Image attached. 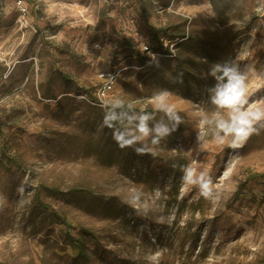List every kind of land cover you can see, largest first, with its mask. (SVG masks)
I'll return each mask as SVG.
<instances>
[{"label": "rangeland", "instance_id": "1", "mask_svg": "<svg viewBox=\"0 0 264 264\" xmlns=\"http://www.w3.org/2000/svg\"><path fill=\"white\" fill-rule=\"evenodd\" d=\"M178 24L191 40L155 52L148 28ZM225 60L251 69L250 106L264 107V0H0V264L76 263L51 211L96 236L76 264H149L157 250L160 264H264V183L248 179L264 174V131L236 149L215 142L214 125L197 139L202 119L222 111L208 73ZM113 69L106 104L133 108L109 128L90 97ZM163 89L183 123L157 145L118 147L113 131L135 135L127 118L154 112ZM184 166L209 173L218 199L188 190ZM157 188L166 199L154 200ZM134 191L146 215L126 203Z\"/></svg>", "mask_w": 264, "mask_h": 264}, {"label": "clouds", "instance_id": "2", "mask_svg": "<svg viewBox=\"0 0 264 264\" xmlns=\"http://www.w3.org/2000/svg\"><path fill=\"white\" fill-rule=\"evenodd\" d=\"M153 59H156L155 55H153ZM250 71L251 69L241 71V66L231 60L215 63L210 67L208 74L214 78L216 83L209 89L212 93L209 99L211 104L222 111L214 112L211 117L202 119V130L197 135L198 140H203L209 134L207 127L214 125L212 137L215 142L218 145L227 143L230 148L236 149L242 147L253 135H259L261 131H264V123H262L264 122V107L250 106L248 91ZM175 82L183 83L182 74ZM169 95L167 89L160 90L153 96L154 112L140 111V114H133L127 118V124H131L133 120L138 121L135 126V135L127 128V125H125V131L114 130L113 139L116 141L117 146L123 149L125 146H131L133 141L137 140L143 142L150 140L152 145H157L162 140L167 139L177 129V126L183 123V118L176 110L175 105L168 102ZM105 107L108 110L104 114L103 124L113 128V121L123 123L116 110L124 107L132 109L133 105L130 103L126 105L124 100L116 98L106 104ZM155 112L163 113V116L149 127L148 122L156 118ZM165 120L171 122V127ZM126 135L130 138H126ZM228 138H231L230 141ZM135 151L138 154H145L151 152V149L149 147H139ZM152 155H155V153L152 152ZM182 171V179L184 184L189 186L188 190L195 186L198 187L199 194L203 198L218 199L213 178L209 173L198 171L195 166H184ZM141 196V192L134 191L126 203L136 210L137 214L146 215L149 203L142 201ZM161 196L166 199L159 188L155 189L154 200L160 199ZM2 206L3 200L0 198V209H2ZM172 219H174V216H170L167 222L171 224ZM158 222H164L163 217H160ZM162 257V251L157 250L148 255L146 260L149 264H160Z\"/></svg>", "mask_w": 264, "mask_h": 264}, {"label": "trees", "instance_id": "3", "mask_svg": "<svg viewBox=\"0 0 264 264\" xmlns=\"http://www.w3.org/2000/svg\"><path fill=\"white\" fill-rule=\"evenodd\" d=\"M185 21L186 19H183V25L185 24ZM148 31H150V39L153 40L157 47L154 49V51L164 55H171L168 45H164L165 40L173 43L175 42L176 48H179L183 41L191 40V36L186 33L184 27L180 28V24L174 27L159 26L157 28H148ZM124 43L128 49H130V51H134L132 45H130L128 42ZM149 61L150 59L142 58L139 64H147ZM90 99L94 101V97H90ZM104 108L106 107L104 106ZM118 110L119 109L116 111ZM248 179L251 181H258L261 179L264 183V174H255L253 172H249ZM42 207L48 208L44 204H42ZM51 214L54 222L61 225L59 229L61 241L63 245L71 252L73 261L76 263L87 261L89 257V245L96 239L95 234L90 229L85 227H71L64 216L58 212L51 211Z\"/></svg>", "mask_w": 264, "mask_h": 264}, {"label": "built area", "instance_id": "4", "mask_svg": "<svg viewBox=\"0 0 264 264\" xmlns=\"http://www.w3.org/2000/svg\"><path fill=\"white\" fill-rule=\"evenodd\" d=\"M117 76L118 71L114 69L100 73L99 77H101V84L94 93V104L100 107H104L106 105L107 97L113 89V85L116 82Z\"/></svg>", "mask_w": 264, "mask_h": 264}]
</instances>
